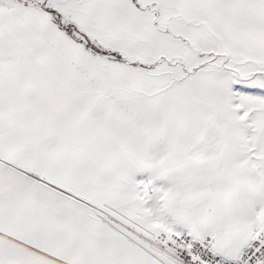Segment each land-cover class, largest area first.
<instances>
[{
  "label": "snow or ice",
  "instance_id": "6c2138e0",
  "mask_svg": "<svg viewBox=\"0 0 264 264\" xmlns=\"http://www.w3.org/2000/svg\"><path fill=\"white\" fill-rule=\"evenodd\" d=\"M0 264H264V0H0Z\"/></svg>",
  "mask_w": 264,
  "mask_h": 264
}]
</instances>
